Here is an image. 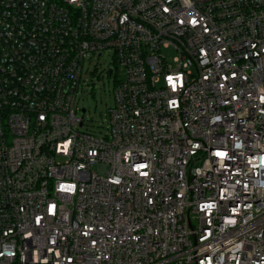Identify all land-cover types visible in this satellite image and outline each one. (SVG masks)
Instances as JSON below:
<instances>
[{
  "label": "built area",
  "instance_id": "obj_1",
  "mask_svg": "<svg viewBox=\"0 0 264 264\" xmlns=\"http://www.w3.org/2000/svg\"><path fill=\"white\" fill-rule=\"evenodd\" d=\"M0 264H264V0H0Z\"/></svg>",
  "mask_w": 264,
  "mask_h": 264
},
{
  "label": "rangeland",
  "instance_id": "obj_2",
  "mask_svg": "<svg viewBox=\"0 0 264 264\" xmlns=\"http://www.w3.org/2000/svg\"><path fill=\"white\" fill-rule=\"evenodd\" d=\"M164 56L173 65L174 53L171 50L163 52ZM112 56L105 54L98 61L85 64L87 73L83 76L87 91L79 95L78 106L86 110L85 120L90 129L96 131L105 128L104 114L112 104L113 78L107 75V70L113 68Z\"/></svg>",
  "mask_w": 264,
  "mask_h": 264
},
{
  "label": "snow or ice",
  "instance_id": "obj_3",
  "mask_svg": "<svg viewBox=\"0 0 264 264\" xmlns=\"http://www.w3.org/2000/svg\"><path fill=\"white\" fill-rule=\"evenodd\" d=\"M171 79V78H170ZM218 155H223V153H218ZM63 187V186H62Z\"/></svg>",
  "mask_w": 264,
  "mask_h": 264
}]
</instances>
